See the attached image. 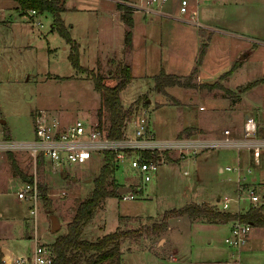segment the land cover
<instances>
[{
    "label": "rangeland",
    "instance_id": "374dc122",
    "mask_svg": "<svg viewBox=\"0 0 264 264\" xmlns=\"http://www.w3.org/2000/svg\"><path fill=\"white\" fill-rule=\"evenodd\" d=\"M179 2L181 0H167L166 5L173 3L175 8L179 9ZM186 2L188 3L186 16L194 14V19L199 14L198 10H202L206 4L205 2L197 4L196 0H186ZM0 8V119L5 120V123L0 121V137L4 136L9 139L11 137L12 140L32 139L34 137L33 111L36 109L54 112L64 124L72 123L77 119L96 123L100 95L94 89L90 77L76 76L77 71L68 59L70 44L55 29L51 28L52 14L50 12L38 14L37 17L29 21L22 16L26 10L23 11L22 8L17 7L15 0H0ZM64 17L66 22H76V25L70 28V34L80 44L81 65L91 67L95 65L93 60L96 54L116 55L118 53L116 33L111 24H107L103 19L91 18V15L86 18L85 14L74 12L66 13ZM38 20L43 26L39 25ZM199 26L198 24L197 28L201 29L202 27ZM100 28L103 29L101 32H99ZM138 31L137 29L135 36L138 44L137 53L143 49L145 44L140 39L142 36L139 32L141 31ZM259 32L263 33L264 27ZM254 35L259 36L256 32ZM159 37L160 35L158 40ZM202 37L203 40H206V32ZM262 37L264 38V35ZM249 47H243L239 57L249 50ZM164 49L165 45L163 51ZM253 53L250 60L255 62L258 72L259 69H264V42L259 44ZM112 56L114 57V55ZM115 60L118 61V59L103 60L94 69L96 72L108 76L109 83L115 82L110 78L115 75L120 65V62L117 64ZM134 70L135 72L139 70L138 61L134 63ZM49 71L61 76L75 74V77L46 79L44 75ZM84 74L87 75V72L84 71ZM224 79L218 80L217 77L198 80L196 75L193 79L196 87L173 85L165 87L161 91L155 88L154 77L147 81L138 79L137 82L125 89L127 94L129 92L131 94L133 92L140 93L143 90L147 92L139 95L134 102L125 107L146 109L150 126L155 135L159 139L174 140L178 126L186 123L190 116H199L201 113L198 107V104H201L200 101L193 103L190 110L185 107L187 105H182V103L189 104L196 96L215 97L214 100L209 101L207 108L217 107L221 114L227 106L225 97L228 100L237 99L238 90L227 93L217 88L209 90L205 87H198L204 81L213 80H218L219 84L226 87L223 83ZM125 98L128 100L127 95L124 96ZM147 98H151L152 101L147 103ZM175 101L178 103H174ZM205 112L208 113L207 110ZM236 118L235 122H239L241 119L240 116ZM218 121L221 122V119L218 118ZM207 122H210L209 118ZM194 129L191 127L190 131ZM258 129L255 133L257 137ZM184 130L178 134V137L189 136L182 133ZM240 137H242V133H240ZM9 153H12L24 176L15 174ZM189 155H191L190 152L188 153L186 150L180 152L178 148L163 151V162L158 166L152 180L147 182L144 189L137 193V197L122 200L118 196H109L104 210L101 213H95L92 222L84 229L85 237L95 238L104 232L115 230L117 226L122 229L131 228L141 231L124 239L123 249L125 251L121 264H191V260L195 263L196 258H201L205 254L211 261L226 258L228 260L232 252L235 253L240 264H264V227L251 224L247 240L241 247L231 249L224 244V238L229 234V226L223 222L213 221L209 225L195 224L192 226L191 234L190 231L181 232L174 229V237L170 239V242H175V248H179L181 255H184L187 242L192 240L194 258L191 256L189 259H185V256H182L177 263L169 261L167 257L160 260L157 258L160 253L157 254L156 245L163 234H161L162 231L159 233L151 231L150 226L162 219L164 211L183 206L186 203L187 198H184L182 193L187 190L188 185L190 186V181L187 180L189 177H196L200 174L198 176L202 180L198 178L197 180L203 183L208 192L214 188L218 190L220 202L211 204L218 210H221L222 202L228 198V209L232 212L236 210L235 212L239 213L245 212L251 204L259 206L264 202V148L261 149L259 157L261 162L259 163L255 162L252 149L249 150L247 147L239 149L234 147L215 148L211 152L212 158L206 167L191 163L189 160H181ZM103 164V154L93 153L84 163L66 165L63 171H60L48 162L38 158L33 160L27 152H3L0 156V250H9L12 253V258L5 264H14L15 258L20 255H34L35 235L38 234L41 243L50 246L54 237L66 230V225L73 217L78 202L87 197L93 189V178L98 175ZM227 166L232 168L238 166L239 171L226 170ZM220 168L223 170L221 171ZM184 170L188 171V175L183 174ZM238 172L242 179L240 180L242 189H253L259 196L258 201L252 202L248 195L245 196L246 191L243 194L244 198H239V194H242L243 190L240 189ZM34 176L37 182L47 187L46 197L48 198L46 202L42 194L36 221H33L29 214L28 202L17 198L16 193L21 180H28ZM127 177H129L128 174H123L120 171L116 176L115 173L113 174V179L116 182H128L130 179H126ZM50 213H55L62 223L61 230L55 233L56 236L50 232ZM158 216L159 218H155ZM201 217L205 218L203 216L198 218ZM102 223L104 228L100 230L99 224ZM184 223V221H176L173 225L178 229H183ZM21 233L23 234L21 235Z\"/></svg>",
    "mask_w": 264,
    "mask_h": 264
},
{
    "label": "crops",
    "instance_id": "0c3cea01",
    "mask_svg": "<svg viewBox=\"0 0 264 264\" xmlns=\"http://www.w3.org/2000/svg\"><path fill=\"white\" fill-rule=\"evenodd\" d=\"M15 2L16 6L18 7V3L16 0ZM166 2L160 13H152V15H148L140 10H135L132 12V22L134 23L131 38L132 49L128 56L125 55L124 40L125 32L128 29V26L123 20V9L119 5L118 1L63 0V6H65V10L61 12V17L64 23L68 25L69 31L70 28L76 25V22H66L64 16L66 13L71 12L81 15L85 14L86 18L87 16L89 17L91 15V18L93 17L96 20L103 19L107 24H111V26L114 28L116 33L115 37L118 44L116 50L118 53L116 55L107 53L96 54L95 58L93 57L95 65H92V67L89 65L84 66L95 69L103 60L109 61L112 59H118V61L115 60L117 64L119 62H129L131 66V74H133V77L125 86V88L120 91L121 101L124 108H126L125 106L134 102L139 95L147 92L146 90H143L140 93L133 92V94H131L129 92L127 94L125 89L137 82L138 79L147 81L151 77H154V75H156L161 68H163L164 71L169 74L176 73L181 75H188L196 64L198 50L203 40L200 30L203 31L204 34L206 32V36L209 37V41L204 54L205 57L196 71L197 79L207 80V78L213 79L218 77V80H220L219 77L224 73V71L229 70L234 66L232 72L227 78L224 79L223 83L230 90H238V97L235 100H228L225 97V103L227 106H225V111L221 114V111L218 110L217 107H213L210 105L211 107L207 108L209 101L214 100L215 97L209 98V96H207L206 98H203L202 96H196V98H194V100H192L189 104L182 103V105H187L185 107L190 110L193 103H197L198 101H200L201 104H198V107L201 113L199 114V116H190L186 123H184L183 125H179L177 128L176 138L185 140L193 139L195 140V142L197 141V143L201 144L203 146V149L204 146H207L209 144H220L221 141L228 136L239 139L244 125L243 118H245L247 114L252 115L256 119V122L259 125L258 137L260 139L264 138V69H259V71L257 72L255 62L253 60H250L252 59V56L254 54L253 51L258 47L259 44L264 42V38L262 37V35H264V32H259L261 28L264 27V0H196L197 4H201L204 2L206 3L202 10H198L199 14H197L196 19L193 18L194 14L186 16L188 5L187 10L182 13L180 12V2L179 9H176L173 3H168L166 5ZM190 7L192 8V6ZM45 13L47 12H38L36 15L31 16L30 19H26L30 21L33 20V18L37 17L38 14ZM23 18L25 17L23 16ZM37 22L39 23V25L43 26L40 20H38ZM50 24L52 28V21L50 22ZM198 24L200 25L199 27H202L201 29L197 28ZM160 28H162L161 32ZM137 29L141 31H138L140 33V36H142L140 39H142L143 43H145L143 49H141L139 53L136 52L138 47L137 40L135 39ZM102 30L103 29L100 28L99 32H101ZM254 32H256V34L259 36H255ZM159 35V38L162 40L157 39ZM164 45L165 49L163 51ZM246 46H250L248 48L249 50L245 51V53H243L241 57H239V53L241 52L242 48ZM112 55H114V57ZM136 61H138L139 67V70L137 72H135L134 70V63ZM56 76L61 75L51 73L50 71L44 75L46 79L57 78ZM69 76L75 77V74L61 77L67 78ZM76 76H85L87 78L89 77L86 74L79 72H76ZM257 80L259 81L257 84L251 86L246 90L240 91L238 89L239 87L245 86L247 83ZM125 94L127 95L128 100L126 98L124 99V96L126 97ZM150 101H152L151 98L146 99L147 103H149ZM206 110L208 113L205 112ZM225 112L226 114H224ZM238 116H240L241 119L239 122H235V118ZM207 117L210 119V122H207ZM218 118L221 119V122L218 121ZM3 123H5V120ZM191 127L195 129L188 137H178V134L182 130ZM218 147L225 146L220 145L212 147L207 149L206 151L197 147L186 148L184 150L188 151V153L190 152L191 155L194 151L195 153H193L192 156L189 155L187 158L181 160H189L191 161V163L194 162L197 165L206 167L210 158H212L211 152L213 151V149ZM226 147L237 148L235 146L228 145ZM247 149L251 150V148ZM259 162H261V159L259 160ZM236 167L237 169L234 170L239 171V167ZM220 170L222 171L223 169L220 168ZM118 172L119 171L115 172V176L118 175ZM183 174L188 175V171L184 170ZM198 175L196 177H189L187 179L188 181H190V186L188 185L187 190L182 193V196L184 198H187L185 204L191 203L193 201L201 203L205 202L208 205L218 203V200L220 199V195L217 194L218 190L214 188L213 190H210V192H208L203 183H200L201 181L197 180V178L202 180ZM240 178L241 176H239L238 172V181L242 180ZM243 178V180H245V177ZM105 204L106 201L94 211V213L92 214V218L83 227L81 232L83 238H86L84 229L90 222H92L95 213H101L104 210ZM227 211L232 210L227 209ZM159 216L161 217V215ZM159 216L155 218H159ZM198 217L191 220L187 215H178L176 217H171L168 220V227L165 231H162L161 234H163V236L159 238L158 245H156L157 254L160 253V255H158L157 257L159 260L163 257H167L169 261H174L177 263L182 258V256H185V259H189L191 256L194 258V247L192 240H189L187 242V245L185 246L186 250L183 253L184 255H181L182 253L179 248H175V242H170V239L174 237L175 230H179L181 232L190 231L191 234L192 226H194L195 224L209 225L212 223L208 222L205 218ZM176 221L185 222L183 229H178L173 225L174 223H176ZM230 223L231 220L225 224L230 227ZM103 226V223L99 224L100 230L104 228ZM61 228L62 223L60 229L53 234L55 235V233H58ZM22 234L23 233H21V235ZM105 234L107 233L104 232L103 234L98 235L95 238L103 236ZM27 235L29 234L27 233ZM34 238L36 239V241L37 239L39 240L38 234L35 235ZM123 245L124 243H122L121 245L122 257L125 251L123 249ZM1 252L4 254L3 259L5 263L8 260L10 261V259L12 258V253L9 252V250H1ZM226 260L227 258L223 260L211 261L209 260L208 255L205 254L201 258H196L195 263H193L191 260V264H224Z\"/></svg>",
    "mask_w": 264,
    "mask_h": 264
},
{
    "label": "built area",
    "instance_id": "2783aa9c",
    "mask_svg": "<svg viewBox=\"0 0 264 264\" xmlns=\"http://www.w3.org/2000/svg\"><path fill=\"white\" fill-rule=\"evenodd\" d=\"M119 3L131 7L132 11L140 10L148 15L160 13L167 0H116ZM180 12L187 10L186 0H181ZM1 11V8H0ZM38 13L30 8L22 13V16L30 19ZM132 112L126 118L123 133L120 138H110L96 127V123L84 122L81 119L68 124L61 122L57 114L45 109H36L33 112L34 137L29 140H11L0 137V156L3 152L24 151L32 159L41 157L44 162L62 171L64 166L74 163H84L93 153L105 152L113 155L115 172L128 174V182L118 181L119 187L128 186L129 190L118 195L123 199H134L140 190L144 189L147 182L156 173L158 166L163 162V151L178 148L183 152L186 148H200L203 146L195 140L174 138V140L159 139L150 126L148 111L144 108H131ZM242 137L224 138L220 144H209L204 148L216 146H235L237 148H251L255 162H259L261 149L264 147V138L256 136L258 123L252 115H246L243 121ZM145 152L149 155H145ZM227 169H237L227 166ZM240 185V180H239ZM239 189V187H238ZM240 189L242 186L240 185ZM239 198H244V192L252 202L259 199L253 189H242ZM17 197L28 202V211L33 221H36L38 207L42 202V192L36 177L21 180L17 190ZM240 200V199H239ZM220 199L218 200V203ZM229 198L220 206L222 211H227ZM36 225V223H35ZM250 222L231 220L229 234L224 238L225 245L231 249L239 248L247 240L251 230ZM34 255H20L15 258L14 264H51L54 258L53 251L48 244L41 243L38 239L33 250ZM224 264H240L234 252Z\"/></svg>",
    "mask_w": 264,
    "mask_h": 264
},
{
    "label": "trees",
    "instance_id": "16d2710c",
    "mask_svg": "<svg viewBox=\"0 0 264 264\" xmlns=\"http://www.w3.org/2000/svg\"><path fill=\"white\" fill-rule=\"evenodd\" d=\"M18 6L24 10L35 9L38 12H50L53 16L52 28L70 44V51L68 59L75 70L79 73L87 72V75L92 79L94 89L100 95V103L97 112L96 127L99 128L105 136L110 138H120L123 133V126L126 118L129 117L132 109L130 107L124 108L120 91L130 82L133 77L131 74V66L128 61L120 62L115 75L110 78L114 83H109V78L106 75L96 72L94 69L82 66L79 58V43L75 41L69 31L68 25L64 23L61 12L65 10L63 0H16ZM123 9V20L126 22L128 29L125 32V55L128 56L132 49V9L131 7L119 3ZM22 11V12H23ZM201 36L204 32L201 31ZM209 37L202 40L199 50L196 65L189 72L188 75H181L176 73H166L163 68L154 75L155 88L163 90L167 86L179 85L183 87H196L193 79L197 74V68L202 63L205 57V51L208 45ZM234 66L224 71L219 79H224L229 76ZM57 78H64L56 76ZM70 77V76H69ZM259 81L247 83L245 86L239 87L240 91L246 90L251 86L257 84ZM198 87H205L209 90L214 88L221 89L227 93H233L232 90L219 84L218 80L207 81L200 83ZM174 103H178L175 101ZM193 131L190 128L185 129L182 133L190 135ZM11 165L15 170V174L24 176L23 171L19 165L16 164L12 153H9ZM145 155L149 153L145 152ZM39 160L43 161L41 157ZM113 155L110 152L104 154V164L102 165L97 176L93 178L94 187L87 197L80 200L76 206L73 217L66 225V230L60 232L50 245L53 251L54 258L51 264H121L122 249L121 245L124 239L134 236L141 232L138 229L117 227L115 230L108 231L107 234L97 237L95 239H86L82 237V229L92 218V214L98 209L102 203L106 201L109 196H118L119 184L113 179L115 173L112 162ZM39 188L43 194V199L47 202L46 197L47 187L39 182ZM178 215H188L189 218L203 216L208 222H223L227 223L230 220H240L243 222H250L252 225L264 227V202L259 206L249 205L243 213L232 211H221L213 205H208L205 202H191L183 206L176 207L164 211L162 219L159 222L153 223L151 231L159 233L168 227V220L171 217ZM149 228L148 226H145ZM4 254L0 250V264H5L3 259Z\"/></svg>",
    "mask_w": 264,
    "mask_h": 264
},
{
    "label": "water",
    "instance_id": "95a60500",
    "mask_svg": "<svg viewBox=\"0 0 264 264\" xmlns=\"http://www.w3.org/2000/svg\"><path fill=\"white\" fill-rule=\"evenodd\" d=\"M1 122H4L3 119H1ZM63 171V170H62ZM129 190V187L128 186H123V187H119L117 192L118 194H121L125 191H128ZM50 216H51V228H50V232L54 233L56 231H58L61 227V222H60V219L58 216H56V214H51L50 213Z\"/></svg>",
    "mask_w": 264,
    "mask_h": 264
}]
</instances>
